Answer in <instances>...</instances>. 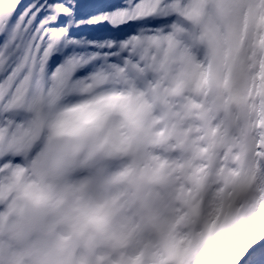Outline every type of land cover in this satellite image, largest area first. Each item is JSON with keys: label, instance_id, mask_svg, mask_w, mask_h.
Masks as SVG:
<instances>
[{"label": "snow or ice", "instance_id": "snow-or-ice-1", "mask_svg": "<svg viewBox=\"0 0 264 264\" xmlns=\"http://www.w3.org/2000/svg\"><path fill=\"white\" fill-rule=\"evenodd\" d=\"M0 264H264V0H0Z\"/></svg>", "mask_w": 264, "mask_h": 264}]
</instances>
